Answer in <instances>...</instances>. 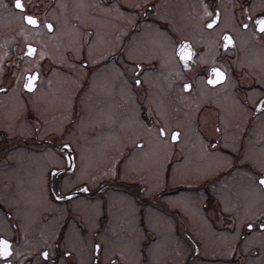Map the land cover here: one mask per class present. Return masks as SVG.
I'll return each mask as SVG.
<instances>
[{"label": "flooded vegetation", "instance_id": "flooded-vegetation-1", "mask_svg": "<svg viewBox=\"0 0 264 264\" xmlns=\"http://www.w3.org/2000/svg\"><path fill=\"white\" fill-rule=\"evenodd\" d=\"M198 1L205 4L208 8L207 12L211 13L208 16L205 15L202 7L201 10L199 9V16H203L202 24L206 28L211 19H217V12L219 13L217 24L212 29L207 28L213 31L217 38L215 42L216 62L197 63V50L201 48L204 51L206 46L197 45L187 35L188 33L180 28V23L182 22L179 19L181 12L178 7L183 8L184 12H188L187 7L196 3L194 0H22V3L26 6L24 10L15 8V0H0V236L12 242V264H125L124 256L114 251L111 253L106 252V242L108 246V242H111L109 240L113 236L100 237V234L104 231L111 230V232L116 233L118 229L115 223L113 224L111 217V210L115 209L110 207L111 192L107 191L109 188L117 190L113 191V193L129 195L138 203L135 211L137 226L140 230L143 229L148 233L145 237L138 239L137 245H135L138 250L136 264H148L152 248L150 245L156 242V238H158V233L155 234L154 232L155 229L148 225L147 215L144 212V210L146 211V205L170 214L176 223V228L174 229L176 235H179L183 243L186 242L189 245L186 236L188 232L186 230L188 218L186 212L177 205L170 206L167 203V197L177 195L179 192L189 191L188 183L185 185L169 183L174 162L183 160L185 154L178 144L183 139V133L182 130L176 127L168 128L163 123L150 99L153 88L147 83L146 75L149 72L151 73L152 70L159 69L157 67L160 58L132 57L134 54L133 48L137 46L136 40L140 36L144 38L153 36L155 39H159V46L163 47V49L169 48L168 41H171L173 42V52L180 42L187 41L190 43L193 55L188 61L187 67L175 55L183 68L189 69L197 64L195 68L198 71L193 72V69H190V72L193 73H190L188 78H184L179 82V89L187 96L199 94L198 77H203V82L210 89H215L225 84L231 78L230 80L233 83L231 88L239 104L243 107L241 116L245 120L244 126H239V130H230L232 134H228L229 139L233 143H237V147L230 149L224 145L223 141L226 135L224 130L219 129V121L215 122L216 130H211L213 135L204 130H201L200 135L205 145L209 146L208 149H216V151L229 156L232 166H237L238 162L239 166L242 167L250 168L255 165L254 159H246L244 157L246 151L264 148V63H261L262 66L257 70L251 69L248 65L242 63L243 52L239 34L245 31L243 24H247L248 28L246 31L250 32L256 43L264 47V33L255 26L256 17L264 14V8L258 7V3L261 0H230L233 1L234 5H230L231 13L229 19L233 21L235 28L226 26L221 29L220 24L225 16L223 5L226 2L224 0ZM197 5L195 4V6ZM112 9L116 11L115 18L112 16L115 13L110 14L108 12ZM83 11L85 17L82 13ZM56 13L57 16H55ZM124 13L129 14L131 20L126 22L122 18ZM24 15H33L37 18L38 24H29L23 19ZM66 16L68 17L67 20H70V25L77 28L80 24L82 26V35L80 34L77 52L72 47V43L69 46L70 48L65 50V54L71 56L70 60L73 63L81 68L86 67L81 87L90 86L94 78L93 72L98 71L96 70L97 68L104 69L109 67L111 62L121 72L122 77L129 81V87L132 93L134 92L133 101L137 106V116L143 117L146 123L157 125L159 130H166L167 134L163 137L160 136L159 130H156L159 138L165 139L170 143L171 152L174 151V154H171L164 165L165 175L163 170L162 176L164 178L162 181L164 188L146 195L145 188H143L144 186H142L139 177L136 178L133 175L126 178V173H136L132 168L130 169L129 163H126V158L133 155L136 158L138 155L140 156L141 149L150 147L145 138H139L135 143H132L133 146L129 143L125 145L126 140L123 136V141L120 143L122 151L119 158H117L118 160L116 159L115 164L112 165V167H115L114 175L106 177L98 183H92V179L82 175L78 177L76 172L81 168V163L84 160L85 162L87 161L85 164L86 168L89 167L88 157L84 159L83 157L87 156L94 147L97 148V143H94L93 139L90 142L89 136L90 143L88 145L91 149L83 151L84 149H80L81 145H77L78 137L76 135L73 136L71 134L65 140L57 130H50L47 134L42 133L45 120L39 114L37 108L39 104L43 105L41 100L45 93V66L52 62L53 64L50 67H56L54 70L59 67V63L55 64L53 62L54 59L50 55L45 54V40L46 37L51 40L64 39L60 37V20L66 18ZM88 16L93 19V22L84 19ZM115 20H119L120 23L116 25ZM147 23L152 26L151 30H146L148 27ZM47 24H51L53 26L52 29H48ZM98 24H107L106 32L116 39H118L120 34V46L116 50L113 49L109 54L108 47L105 53L101 54L98 49L96 50L98 52L88 50V47L92 46L93 39L95 37L100 38L99 36L103 35ZM123 28L126 33H124ZM225 32H228L233 39V44L227 48L223 47L222 41ZM29 45L34 49L32 53L28 52ZM95 52L98 54H95ZM214 66L221 68L225 73V79L215 85L208 83L210 69ZM94 68L96 69L94 70ZM259 71H261V74H259ZM29 76H36L37 78L32 81L34 85L32 88H25L24 84L28 82ZM137 81L140 83H137ZM184 84H189L190 88L184 89ZM91 88L92 86H90V91L92 90ZM168 90L169 88L167 87ZM76 92L79 93L78 90ZM77 93L74 96L73 103L75 107L72 110L71 120L79 119L76 114L80 108L77 107L76 98L80 93ZM91 97L95 99L92 95ZM15 102L33 105V108L28 110H26L25 106L22 119L19 118L17 122H22L24 119L28 124L32 125L31 136L29 135L30 131L24 129L25 131L23 132L17 131L13 133L12 129L6 126L11 113L10 105ZM95 102H100V98ZM202 104L207 105L210 103ZM216 105L209 106H214L212 107L213 111L222 115L220 106ZM258 106L260 107L258 108ZM234 109L235 107H233ZM196 115L200 119L204 117L197 110ZM79 117L81 118L80 115ZM69 123L66 127L69 126ZM67 132L69 130H64V133ZM97 132L93 134L90 132L89 135L97 136ZM172 132L178 133L176 140H172ZM86 135L88 137V133ZM112 142L116 144L115 138ZM64 145H69V147L65 148ZM108 150L109 152H106V154L113 156L114 153L110 152L109 148ZM45 154L48 157L55 155L57 161L47 167L41 164V169L38 173L40 164L36 162L34 166L35 162L29 157L32 155L42 157ZM103 157L101 163L97 162V165L103 163ZM143 157L147 160L146 156ZM56 169H62V171L58 172L53 182L54 176L52 172ZM89 169L91 168L89 167ZM29 171L31 172L30 176H28ZM263 173L264 170L261 174ZM39 175L41 181L44 178V197L35 199L18 191L17 184L19 181L21 183L23 181L24 186H29L31 185L29 180L33 182ZM70 183L71 186H68ZM206 188L204 186V192L206 193H204V200L207 199L211 202L214 200L218 212L216 214L219 217V221L213 223L216 224V228L236 229L249 224L246 222L237 226L236 210L226 211L221 196L218 193H214L210 186H206ZM94 199L99 201L100 212L96 216L95 229L90 234L91 246L88 249V253L80 257L76 250L68 247L67 237L70 230L73 229L71 225L77 229L80 235H84L83 237L87 234L89 235V224L84 218V214L79 210L78 204L81 207H85V209L91 204L86 202L78 203L77 200L91 201ZM208 201H204V205ZM33 205L35 208L32 207ZM62 210L64 212L61 215ZM131 211L130 209L124 212L129 213ZM119 215L122 216L121 212ZM254 221L257 222L258 228L264 231V229L259 227L261 223H264V220L257 218ZM248 230V227L244 231L240 229V237L244 238ZM149 242L151 244H148ZM238 242L232 250V255L228 256L227 259H231L234 262H242V260L245 261L248 254L259 251L257 248L253 249V251H251V248L246 249L242 244L238 246ZM45 252H47L46 257L42 255ZM16 253H19V255ZM0 264H4V258H0ZM259 264H264V252L261 253Z\"/></svg>", "mask_w": 264, "mask_h": 264}, {"label": "rangeland", "instance_id": "rangeland-1", "mask_svg": "<svg viewBox=\"0 0 264 264\" xmlns=\"http://www.w3.org/2000/svg\"><path fill=\"white\" fill-rule=\"evenodd\" d=\"M224 1L226 2L223 5L225 16L220 28L222 29L226 26L235 28L233 21L229 19L231 13L230 5H234V3L230 0ZM194 2L196 3L187 7L188 12H184L183 8L178 7L181 12V18L179 17V19L182 22L180 23V28L185 30L188 33L187 35L197 45L206 46L204 51L201 48L197 50V63L216 62L215 42L217 38L213 31L208 30L202 24L203 16H199V9L201 10L202 7L205 11L207 6L198 0H194ZM195 4L198 5L195 6ZM258 7L264 8V0L258 3ZM69 8L71 9V7ZM108 12L110 14L115 13L112 16L116 17L115 10L112 9ZM82 13L85 17L84 11ZM55 16H57V13ZM129 16V14L124 13L122 18L128 22L131 20ZM67 19L68 17L66 16V18L60 20V37L64 38L63 40H51L47 37L45 40V54L50 55L54 59L53 62L55 64L59 63V67L54 70L56 67H50L53 64L52 62L45 66V93L41 100L43 105L39 104L37 108V111L45 120L42 133L47 134L50 130H57L65 140L71 134L73 136L76 135L78 137L77 145H81L80 149H84L83 151L91 149L88 144L93 139L94 143H97V148L94 147L89 151L88 155L86 154L87 156L83 157V159L88 157V165L91 169L88 170L89 167L86 168L85 164L87 161L85 162L84 160L81 163V168L76 172L78 177L82 175L92 179V183H98L102 179L114 175L115 167H112V165L115 164L122 151L120 143L123 141V136L126 140L125 145L126 143H135L139 138H145L150 147L141 149L140 156L138 155L136 158L134 155L126 158V163H129L130 169L132 168L136 172L126 173V178L133 175V177H139L142 186H144L143 188H145L146 195L164 188L165 186L162 184L164 180L162 177L163 170L165 175L164 165L171 154H174V151L171 152L170 143L165 139L159 138L156 132V130H159L157 125L146 123L143 117L137 116V106L133 101L134 92L132 93L129 87V81L122 77L121 72L111 62L107 68H94V70L98 71L93 72L94 78L90 85L92 86L91 91L89 85L87 87L83 86L84 88L81 87L86 67H82V69L73 63L70 60L71 56L65 54V50L70 48L69 46L72 43V47L77 52L78 42L82 35V26L80 24L77 28L70 25V20ZM84 19L93 22V19L89 16ZM115 22L116 25L120 23L119 20H115ZM146 25L148 26L146 30H151L152 26L148 23ZM98 26L103 35L99 36L100 38L95 37L92 46L88 47V50L96 51L98 49L101 54L105 53L108 47L109 54L113 49L116 50L120 46V34L118 39H116L106 32L107 24H98ZM124 33H126L125 29ZM239 40L243 52L242 63L248 65L251 69H259L262 66L261 63H264V47L256 43L254 37L246 30L240 32ZM99 44L100 47L98 48ZM159 44L160 40L155 39L153 36H147L146 38L140 36L136 40L137 48H133L134 54L132 57L160 58L157 67L159 69L147 73L146 81L153 88L150 99L163 123L168 128L176 127L182 130L183 133V139L178 144L185 154L183 160L174 162L169 183L173 185L179 183L180 185H185L188 183L189 189V191L179 192L177 195L167 197L168 201H170H167V203L170 206L177 205L186 212L188 216L186 230L199 245L200 250L197 252L199 254H192L190 257L192 253L190 244L183 243L179 235H176L174 230L176 223L171 215L163 213L158 208L156 210L152 206L146 205V211L144 210V212L147 215L148 225L155 229V234L158 233L157 241L152 244L151 242L148 243L152 247L148 264H259L261 253L264 252V231L261 232L259 229L247 231V236L242 242V246H245L246 249L257 247L259 250L258 254H248L245 261L242 260V262H234L231 259H227L228 256L232 255V250L240 238V229L244 231L245 227L241 226V228L237 227L236 229L216 228V224L213 223L219 221V217L216 214L218 212L214 200L212 202L207 199L204 200L206 194L204 186H210L214 193H218L221 196L226 211L236 210L237 226L249 221L253 223L257 218L264 220V189L257 179L264 170V148L246 151L244 158L254 159L255 165L250 168L239 166V162L237 166H232L229 156L216 151V149H208L209 146L205 145L200 135L201 130L213 135L211 130L213 128L215 130V122L219 121V128L224 130L226 135L223 141L224 145L230 149H235L237 143H233L229 139L228 134H232L230 130H239V126L242 127L245 124V120L241 116L243 107L239 104L231 88L233 84L230 80L231 78L225 84L215 89H210L203 82V77H198L199 94L187 96L179 89V82L184 78H188L190 73L197 72L198 70L195 68L197 64L189 69L181 67L173 52V42L168 41L169 48L165 49L160 47ZM96 52L95 54H98ZM190 69H193V72H190ZM259 74H261V71H259ZM167 87L169 88L168 91ZM77 90L80 94L76 92ZM75 93L79 94L76 98L77 107L80 108L76 114L79 119L71 120L72 110L75 107L73 103ZM91 95L96 100L100 98V102H95L96 100L92 99ZM211 103H216L220 106L222 115L213 111L212 107L217 105ZM209 105L214 106L210 107ZM25 106L26 110L33 108L31 104L11 103V113L9 116L8 112L9 118L6 126L12 129L13 133L25 130L30 131L29 135L31 136L32 125L28 124L24 119L22 122L17 123L19 118L22 119ZM233 107H235L234 110ZM196 110L199 111L201 116H204L202 119L197 117ZM68 123L69 126L66 127ZM64 130H69V132L64 133ZM90 132L91 134L97 132V136L89 135ZM86 133H88V137ZM230 137L232 136L230 135ZM114 138L116 144L112 142ZM108 148L110 152L116 155L115 157H113L114 155L106 154V152H109ZM102 156H104L103 163L97 165V162L101 163ZM143 156H146L147 160ZM29 158L35 162L34 166L36 162L40 164L38 173L40 172L41 164L47 167L57 161L55 155L48 157L47 154L42 157L32 155ZM30 174L31 172L29 171L28 176ZM29 182L31 185L24 186V182L22 181V184L19 181L17 184L18 191L35 199L44 197V178L41 181L39 175L36 180L33 182L29 180ZM68 186H71V183ZM107 191L111 192L110 207L115 209L111 210L112 215H110L113 219V224L115 223L118 229H115L116 233L111 232V230L104 231L100 234V237L113 236V238H110L109 241L111 242H108V246L106 242V252H117L124 256L125 264H136L138 250L135 245H137L138 239L145 237L148 233L143 229L140 230L137 226L135 211L138 203L129 195L113 193V191H117L114 188H109ZM77 201L78 203L86 202L91 204L87 209L78 204L79 210L84 214V218L89 224V235L87 234L83 237L84 235H80L77 229L71 225L73 229L70 228L71 230L67 237L68 247L76 250L81 257L88 253V249L91 246L90 234L95 229L96 216L100 210L97 199ZM204 201H208L207 204L204 205ZM32 207L35 208L34 205ZM130 209L132 210L131 212H124ZM63 212L62 210L61 215ZM120 212L122 216L119 215Z\"/></svg>", "mask_w": 264, "mask_h": 264}, {"label": "snow or ice", "instance_id": "snow-or-ice-1", "mask_svg": "<svg viewBox=\"0 0 264 264\" xmlns=\"http://www.w3.org/2000/svg\"><path fill=\"white\" fill-rule=\"evenodd\" d=\"M15 8L20 9V10H24L26 8V6L24 3H22V0H15ZM245 11H247V9H245ZM205 15H208V16L211 15V13L207 12V8H205ZM218 16H219V13L217 12V19H218ZM23 19L26 20L29 24H32V25L38 24L37 18H35L33 15H24ZM217 19H211L210 23L207 24V28L212 29L213 26L217 24ZM249 19H251V18L249 17ZM46 26L48 29H52V27H53L51 24H47ZM255 26L262 33H264V15H262L261 18H259L255 21ZM243 28L245 30H247L248 25L243 24ZM222 40L224 42H226L224 44L225 48H227L229 45L233 44L232 37L230 35H228L227 33H225L223 35ZM33 51H34V49L29 45L28 46V52L32 53ZM174 55L178 56L179 60L183 61L185 67H187L188 61H190V59L193 55V52L191 51L188 42L183 41L178 46H176L175 51H174ZM213 75L215 78H213ZM36 78H37L36 76H29L28 82L24 84V87L25 88H32L34 86L32 81L35 80ZM224 78H225V74L219 68L213 67L210 69V72H209L208 83L215 85L219 81H222ZM137 83H140V82L137 81ZM183 87H184V89H188V88H190V85L184 84ZM259 107L260 106H258V108ZM159 134L161 137H163L167 133H166L165 129H160ZM177 137H178V133H176V132L171 133L172 140H176ZM64 147L67 148V147H69V145H64ZM259 184L264 185V175L260 176ZM247 227L249 229H253L255 226L253 224H248ZM259 227L261 229H264V223H261L259 225ZM16 254L19 255V253H16ZM12 255H13L12 242L9 239L4 238L3 236H0V258H4V264H12V259H11ZM42 255H44L46 257L47 252L43 253Z\"/></svg>", "mask_w": 264, "mask_h": 264}, {"label": "water", "instance_id": "water-1", "mask_svg": "<svg viewBox=\"0 0 264 264\" xmlns=\"http://www.w3.org/2000/svg\"><path fill=\"white\" fill-rule=\"evenodd\" d=\"M261 16H262V14L261 15H259L258 17L259 18H261ZM258 17H256V20L257 19H259ZM181 43V42H180ZM179 43V44H180ZM226 42H224V44H225ZM178 44V45H179ZM224 44H223V46H224ZM190 46V45H189ZM191 49V48H190ZM214 67H216V68H218L217 66H214ZM213 68V67H212ZM220 69V68H219ZM221 70V69H220ZM222 71V70H221ZM223 72V71H222ZM224 73V72H223ZM213 78H215L214 77V75H213ZM209 79V78H208ZM62 150H63V148H61ZM64 151V150H63ZM63 169H66V168H63ZM60 171H62V169H56V170H54L53 172H52V174H53V176H54V180H53V182L55 181V177H57V174H58V172H60ZM57 180V179H56Z\"/></svg>", "mask_w": 264, "mask_h": 264}]
</instances>
